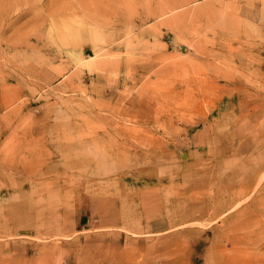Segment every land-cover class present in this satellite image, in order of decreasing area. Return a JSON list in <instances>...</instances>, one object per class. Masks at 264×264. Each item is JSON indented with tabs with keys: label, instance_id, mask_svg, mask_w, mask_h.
<instances>
[{
	"label": "rangeland",
	"instance_id": "obj_1",
	"mask_svg": "<svg viewBox=\"0 0 264 264\" xmlns=\"http://www.w3.org/2000/svg\"><path fill=\"white\" fill-rule=\"evenodd\" d=\"M0 264H264V0H0Z\"/></svg>",
	"mask_w": 264,
	"mask_h": 264
},
{
	"label": "bare ground",
	"instance_id": "obj_2",
	"mask_svg": "<svg viewBox=\"0 0 264 264\" xmlns=\"http://www.w3.org/2000/svg\"><path fill=\"white\" fill-rule=\"evenodd\" d=\"M72 1H73V0H72ZM99 2H100V1H99ZM184 2H185V1H184ZM85 3H86V2H85ZM85 3H84V4H85ZM185 3H186V2H185ZM162 5H163V4H162ZM86 6H87V5H86ZM81 8H83V7H81ZM166 11H167V10H166ZM160 12H161V11H160ZM83 14H84V13H83ZM153 14H154V13H153ZM173 19H175V18H173ZM87 20H89V19H87ZM60 22H61V21H60ZM94 32H96V31L94 30ZM94 32H93V33H94ZM65 33H66V32H65ZM39 72H40V71H39Z\"/></svg>",
	"mask_w": 264,
	"mask_h": 264
}]
</instances>
